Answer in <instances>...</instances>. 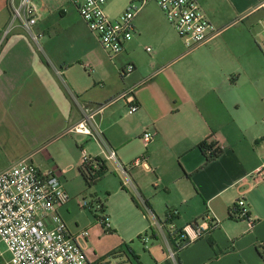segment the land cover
I'll return each mask as SVG.
<instances>
[{"label": "crops", "instance_id": "crops-1", "mask_svg": "<svg viewBox=\"0 0 264 264\" xmlns=\"http://www.w3.org/2000/svg\"><path fill=\"white\" fill-rule=\"evenodd\" d=\"M32 1L38 22L30 31L14 19L11 0H0V172L29 159L59 172L74 196L80 192L74 185L84 182L78 170L84 157L106 161L100 192L109 202L119 196V205L105 203L104 212L108 233L118 241L104 248L89 233L91 264H145L124 229L147 227L148 214L159 228L152 237L170 252V235L180 238L185 226L207 215L215 221L210 232L175 252V264H264L258 249L264 241V176H255L264 167V55L258 45L264 0H198L221 33L192 51L164 15L159 24L168 32H161L150 13L152 5L160 8L152 2L115 59L87 33L69 0ZM149 44L156 46L153 55L140 51ZM131 65L133 72L123 75ZM131 98L139 105L134 114ZM80 123L90 134L74 131ZM145 131L154 135L149 145ZM207 140L222 147L208 163L199 148ZM140 158L145 165L132 166ZM240 198L252 226L230 218ZM173 209L179 214L168 221ZM157 247L148 249L152 264L169 262Z\"/></svg>", "mask_w": 264, "mask_h": 264}, {"label": "built area", "instance_id": "built-area-1", "mask_svg": "<svg viewBox=\"0 0 264 264\" xmlns=\"http://www.w3.org/2000/svg\"><path fill=\"white\" fill-rule=\"evenodd\" d=\"M81 19L87 25L92 36L100 43L110 59L122 54L125 46L135 36V19L150 3H156L165 18L174 28L177 36L192 51L207 44L220 35L207 18L198 0H131L128 8L113 19L106 13L109 0H69ZM11 0L14 19L23 22L31 31L38 22V9L32 0ZM36 39L38 37L35 36ZM264 55V25L261 41L258 43ZM147 48V51H151ZM133 72L129 66L126 73ZM139 109L135 99L131 98L129 113ZM77 133L90 134L89 128L80 123L74 128ZM154 135L145 131L143 141L149 145ZM217 149L222 147L216 145ZM110 158H115L111 152ZM95 158L84 157L83 163ZM146 159H137L132 166L145 165ZM82 163V164H83ZM122 172L127 169L122 167ZM255 176H264V167L255 172ZM71 201L64 188L59 172L54 169L42 170L29 159H21L0 172V240L6 245L8 257L0 252V264H91L86 255L88 230L72 233L63 220L60 209ZM98 205V204H97ZM83 209L96 211L93 203L86 200L80 203ZM235 218L246 220L253 225L246 202L240 198ZM100 210V205L97 206ZM97 210V211H98ZM179 214L173 209L168 214L172 221ZM99 222L107 232H111L108 217L103 214ZM216 226L207 215L199 221L185 226L179 237L192 243L206 235ZM264 245V241L260 243ZM264 257V248L261 249Z\"/></svg>", "mask_w": 264, "mask_h": 264}, {"label": "rangeland", "instance_id": "rangeland-1", "mask_svg": "<svg viewBox=\"0 0 264 264\" xmlns=\"http://www.w3.org/2000/svg\"><path fill=\"white\" fill-rule=\"evenodd\" d=\"M131 0H109L107 6H106V13L113 19L117 18L120 14H122L129 6ZM151 15L154 16L158 21L159 28H161V32H168L165 26H162L161 23L159 24V21H162L163 14L162 12L156 7L155 5L151 6ZM86 24L84 23V26ZM170 27V26H169ZM85 30L87 33L90 34L87 26H85ZM173 35L178 38L176 32L174 30ZM181 41V40H180ZM150 47L152 50L145 52V49H140V51H144L145 54L147 55H153L156 52V46L154 44H149L147 45ZM147 48V47H146ZM24 147V144H23ZM74 187L77 190H80V192L77 195L71 196V201L69 204L60 211L63 220L65 221L66 225L72 232H79L85 229L89 230V233H91L92 236H94V241H97L102 247L107 248V247H112L115 244V241H118L117 236L114 234H109L100 224L97 218L102 217L103 214L101 212H98L97 204L95 203L96 196L99 197L104 203H106L108 206H117L119 205V196L115 195L110 199L109 202V197L108 201H106L107 196L106 194H102L100 184H95L92 187H87L85 186V183L81 182L79 185H74ZM86 200L88 203H93L94 204V209L97 211H94L90 208L88 209H83L80 206V203ZM96 212V213H95ZM97 217V218H96ZM149 221H147L146 225L147 227H143L145 225L138 224L135 227L127 226L124 229V234L127 237H131V241L128 243L132 248L135 250L136 254L140 257L141 262H144L145 264L148 262V264H152V259L150 257V254L148 252V249H151L152 246H161L159 247V250H163L165 252L166 256H169V262L165 264H175V260L173 257L176 258V253H175V248H174V243L172 240H169L170 246H171V252L168 250L167 246L165 243L162 242V239L159 238V241L155 240L152 237L153 233H159V228L156 225L155 220L152 218L150 214H148ZM164 221V219H162ZM95 223L94 226L92 224ZM97 223V224H96ZM110 223V222H109ZM132 223V222H131ZM153 223V224H152ZM132 224H137V223H132ZM152 224V225H150ZM164 228V227H163ZM112 232V231H111ZM113 233V232H112ZM177 233H173L171 238H173L178 244L181 242L180 238L177 237ZM176 236V237H175ZM107 237V238H106ZM113 237V238H111ZM101 238V240L99 239ZM170 239V238H169ZM133 240V243H132ZM157 247V248H158ZM114 250L116 248H123V247H113ZM125 248V246H124ZM0 252L5 254L6 257L9 256L7 252V247L6 245L0 240ZM125 252H128V249H125ZM114 254L120 253V251H115L113 252ZM112 253V254H113ZM170 253L172 256H170ZM133 260H136L135 257H133ZM136 262V261H135Z\"/></svg>", "mask_w": 264, "mask_h": 264}, {"label": "trees", "instance_id": "trees-1", "mask_svg": "<svg viewBox=\"0 0 264 264\" xmlns=\"http://www.w3.org/2000/svg\"><path fill=\"white\" fill-rule=\"evenodd\" d=\"M131 66L133 67V70H134L135 67L133 65H131ZM122 73H123V75H125L126 69H123ZM199 148L205 154L206 163L211 162L212 160L216 159L222 153V150L216 148V144L215 143H209L208 140L203 142V143H201L199 145ZM78 170H79V173L81 174V176L83 178V181L85 183L86 188L87 187L89 188V187H92L95 184H98L102 180V178L108 173V168L106 166V161L103 160V159H100V158L94 159L93 161L88 162V163L81 164L79 166ZM133 200H134L135 203H137L135 201V199H133ZM95 203L100 205V210H98V212H101L102 214H104V212L106 210V204L97 196H96V199H95ZM236 211H237V206L235 205L234 208L231 209L230 218H232V219L235 218ZM97 219L99 221V218H97ZM171 236L172 235H170L169 238L174 243V248H175L174 250H175L176 253H178L180 250L186 248L190 244L187 241H184V240H181V239H180L181 242L178 244L173 238H171ZM210 242H211L212 245H214V241L213 240H210ZM263 248H264V245H260L258 247L259 250H261ZM130 252H131L132 256L135 257V259L138 260V257L132 251H130ZM176 256H177V254H176Z\"/></svg>", "mask_w": 264, "mask_h": 264}]
</instances>
